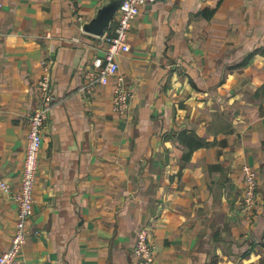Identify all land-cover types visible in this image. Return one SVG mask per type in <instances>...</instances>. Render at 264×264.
Segmentation results:
<instances>
[{
	"label": "crops",
	"instance_id": "obj_1",
	"mask_svg": "<svg viewBox=\"0 0 264 264\" xmlns=\"http://www.w3.org/2000/svg\"><path fill=\"white\" fill-rule=\"evenodd\" d=\"M100 1L0 0V253L48 57L29 235L10 264H140L143 225L151 264H264V0L141 6L117 57L133 91L125 114L112 109V80L80 89L106 49L82 30ZM244 165L258 178L250 217Z\"/></svg>",
	"mask_w": 264,
	"mask_h": 264
},
{
	"label": "built area",
	"instance_id": "obj_2",
	"mask_svg": "<svg viewBox=\"0 0 264 264\" xmlns=\"http://www.w3.org/2000/svg\"><path fill=\"white\" fill-rule=\"evenodd\" d=\"M152 1L154 0L121 1L111 27L99 36L106 45L103 55L95 57L82 72L84 81L80 89L87 94L93 93L97 85L113 81V110L121 114L129 106L128 97L131 90L123 74L119 71L117 57L130 48L128 33L133 20L140 12L141 6ZM78 19L83 20L81 13L78 14ZM41 63L44 73L37 82L39 104L33 108L28 117L20 185L16 192L11 193L18 203L15 228L9 246L0 253V264H10L15 261L29 235L28 219L33 212L34 186L39 168L43 127L48 118L49 107L53 99L49 74L52 63L48 57H44ZM242 168L245 185L240 208L246 217H250L251 209L257 201V171L250 165H244ZM0 187L10 191L9 185L4 181H0ZM149 237L150 231L147 225H143L136 232L133 252L140 264H151L154 260L155 250Z\"/></svg>",
	"mask_w": 264,
	"mask_h": 264
},
{
	"label": "water",
	"instance_id": "obj_3",
	"mask_svg": "<svg viewBox=\"0 0 264 264\" xmlns=\"http://www.w3.org/2000/svg\"><path fill=\"white\" fill-rule=\"evenodd\" d=\"M122 0H101L82 23V30L101 36L109 29Z\"/></svg>",
	"mask_w": 264,
	"mask_h": 264
},
{
	"label": "rangeland",
	"instance_id": "obj_4",
	"mask_svg": "<svg viewBox=\"0 0 264 264\" xmlns=\"http://www.w3.org/2000/svg\"><path fill=\"white\" fill-rule=\"evenodd\" d=\"M130 49V48H129ZM129 51V50H128ZM43 59V58H42ZM42 59H41V61H42ZM42 64V63H41ZM123 77L125 78V76H124V74H123ZM126 79V78H125ZM128 83V82H127ZM128 85L130 86V84L128 83ZM114 88V87H113ZM130 95H129V97H128V108L122 113V114H125V113H127L128 112V110H129V107H130V102H131V99H132V95H133V91H132V88H131V86H130ZM53 100V99H52ZM112 109H113V95H112ZM114 112H116L115 110H113ZM116 113H118V114H121V113H119V112H116Z\"/></svg>",
	"mask_w": 264,
	"mask_h": 264
}]
</instances>
